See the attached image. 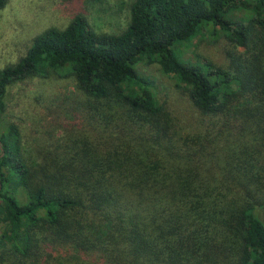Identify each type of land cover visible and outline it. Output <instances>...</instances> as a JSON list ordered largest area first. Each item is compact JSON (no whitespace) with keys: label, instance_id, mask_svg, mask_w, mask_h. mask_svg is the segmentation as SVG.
<instances>
[{"label":"trees","instance_id":"16d2710c","mask_svg":"<svg viewBox=\"0 0 264 264\" xmlns=\"http://www.w3.org/2000/svg\"><path fill=\"white\" fill-rule=\"evenodd\" d=\"M201 28L226 65L181 57ZM49 73L73 78L80 124L43 145L0 131V264H264V0H130L117 32L76 13L0 67V114L9 83Z\"/></svg>","mask_w":264,"mask_h":264},{"label":"rangeland","instance_id":"374dc122","mask_svg":"<svg viewBox=\"0 0 264 264\" xmlns=\"http://www.w3.org/2000/svg\"><path fill=\"white\" fill-rule=\"evenodd\" d=\"M129 1L6 0L0 8V67L16 62L36 33L48 26L63 27L76 13L84 14L96 30L119 31L126 24ZM238 15L241 18L240 12ZM227 48L233 49L225 37L220 35L213 39L205 28H201L192 39L179 46V51L187 62L206 59L216 65H226ZM237 49L241 50V47ZM138 67L151 80L157 98L164 100L179 120L193 125L201 118L186 93L168 76L159 74L156 64ZM79 97L72 77L49 73L13 81L6 86L3 95L0 131L7 123L14 122L28 146L43 145L49 141L48 137L56 138L62 134V125L78 127L80 118L74 113V106Z\"/></svg>","mask_w":264,"mask_h":264}]
</instances>
